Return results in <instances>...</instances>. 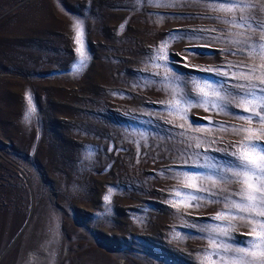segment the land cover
Segmentation results:
<instances>
[{"label":"rangeland","instance_id":"obj_1","mask_svg":"<svg viewBox=\"0 0 264 264\" xmlns=\"http://www.w3.org/2000/svg\"><path fill=\"white\" fill-rule=\"evenodd\" d=\"M221 2L0 0V264H234L259 232L229 209L231 154L261 127L235 85L264 76V0Z\"/></svg>","mask_w":264,"mask_h":264},{"label":"snow or ice","instance_id":"obj_2","mask_svg":"<svg viewBox=\"0 0 264 264\" xmlns=\"http://www.w3.org/2000/svg\"><path fill=\"white\" fill-rule=\"evenodd\" d=\"M225 3L229 5L228 8L224 7ZM237 6H239L238 0H222L219 10L232 12L234 7ZM255 26L260 27L259 23H257ZM181 31L190 33L184 37L186 39L203 38L197 36L196 31L194 30H173L175 33H180ZM82 35L83 32L81 29L76 35V43L78 45H81L82 43ZM261 39H264V37H261ZM75 51L80 53L82 59L79 61V65L83 66L85 60L83 59L84 53L82 48L77 47ZM188 51L194 52L195 49H189ZM197 54L199 55L201 53ZM261 67H264V65H261ZM251 73H255V69H251ZM216 74L219 75L220 73L217 72ZM228 75L229 73L227 71L223 73L224 77H228ZM236 78L249 81L247 84L235 85L236 88L241 90L240 94L245 97V99L241 102V107L243 108L244 112L249 113L248 116H240V118L247 119L249 122H251L253 119H257L261 127L258 131L252 129H243L242 131H247L249 133L245 138L246 143H242L238 147V151H234L231 154L236 158L237 166V170L233 172L232 175L242 185V187L239 193L235 194L239 197V202H230L231 208L229 209V213H231V209H236L239 210L240 214H246L241 215V219L255 220L259 225V232L253 228L252 234H250L249 239L245 241L244 246L232 249L231 254L236 258L234 264H237V262L238 264H264V219H260L264 218V143H260L264 142V115L261 114V111H254L253 107L245 106L252 104V101L247 99L248 96L252 95V92L248 91V89H253L257 92L264 93V76L259 78V84L251 83L250 74L241 73ZM211 87L212 86L210 84H205L199 89L204 97L203 103L208 104L211 102L209 99L210 95L217 100L224 101L225 97L221 96L219 91L213 90L212 93H209L204 90L205 88L210 89ZM260 108L264 109V103L260 105ZM197 147H199V144H197ZM205 166L211 167L212 165ZM186 179L193 182L188 185L190 188L196 189L197 191L203 190L197 188L195 182L198 178L196 176H188ZM177 195H179V193H177ZM189 195L193 200L199 201L200 199V197L194 194ZM104 199L106 201L109 200V196H105ZM227 200L228 198H226V201ZM186 206L191 205L188 204ZM196 206H200L198 202ZM214 219L217 221H223L225 223L223 225L213 227L210 231L213 233H220L224 237H229V233L225 231V228L235 226L231 223V219L224 213L218 214ZM228 242L235 243V237H230ZM223 254H227V252Z\"/></svg>","mask_w":264,"mask_h":264},{"label":"bare ground","instance_id":"obj_3","mask_svg":"<svg viewBox=\"0 0 264 264\" xmlns=\"http://www.w3.org/2000/svg\"><path fill=\"white\" fill-rule=\"evenodd\" d=\"M2 75H4V76H5V75H7V74L5 73V74H2Z\"/></svg>","mask_w":264,"mask_h":264}]
</instances>
